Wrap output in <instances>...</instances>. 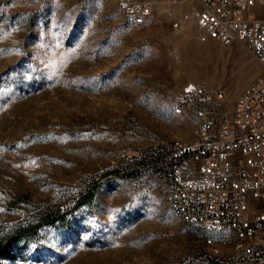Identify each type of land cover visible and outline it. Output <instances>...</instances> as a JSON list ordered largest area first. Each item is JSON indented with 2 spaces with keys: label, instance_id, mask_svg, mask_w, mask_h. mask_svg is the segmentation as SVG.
<instances>
[{
  "label": "rangeland",
  "instance_id": "obj_1",
  "mask_svg": "<svg viewBox=\"0 0 264 264\" xmlns=\"http://www.w3.org/2000/svg\"><path fill=\"white\" fill-rule=\"evenodd\" d=\"M124 1L0 0V238L50 214L0 264H223L173 216L163 161L262 70L201 41L189 0H142L140 25ZM193 87L221 97L184 102Z\"/></svg>",
  "mask_w": 264,
  "mask_h": 264
},
{
  "label": "built area",
  "instance_id": "obj_2",
  "mask_svg": "<svg viewBox=\"0 0 264 264\" xmlns=\"http://www.w3.org/2000/svg\"><path fill=\"white\" fill-rule=\"evenodd\" d=\"M201 41L233 44L250 52L262 76L235 100L228 118H212L193 142L168 145L170 209L184 226L197 228L209 254L223 264H264V0H189ZM121 8L143 24L153 4L125 0ZM218 91L193 87L184 102L202 103ZM219 246L232 253L220 260Z\"/></svg>",
  "mask_w": 264,
  "mask_h": 264
},
{
  "label": "trees",
  "instance_id": "obj_3",
  "mask_svg": "<svg viewBox=\"0 0 264 264\" xmlns=\"http://www.w3.org/2000/svg\"><path fill=\"white\" fill-rule=\"evenodd\" d=\"M91 191H87L82 197L83 199L85 196H89ZM78 201L77 204L74 206H78L83 201ZM55 212H59L58 209L54 210ZM50 214L43 215L37 221H30L27 223H19L13 226L12 230L8 232L4 237L0 238V260L7 259L9 257L8 253V245L12 243H18L22 240H26L36 236L39 233V230L45 225L48 224L47 217Z\"/></svg>",
  "mask_w": 264,
  "mask_h": 264
}]
</instances>
